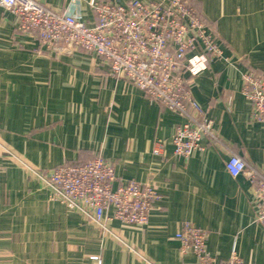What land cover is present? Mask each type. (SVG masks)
I'll return each instance as SVG.
<instances>
[{
    "label": "crops",
    "instance_id": "1",
    "mask_svg": "<svg viewBox=\"0 0 264 264\" xmlns=\"http://www.w3.org/2000/svg\"><path fill=\"white\" fill-rule=\"evenodd\" d=\"M36 1L94 21L90 0ZM187 1L222 57L209 60L199 49L186 55L197 69L185 75L192 96L218 137L203 138L186 160L171 144L181 116L110 76L93 53L46 50L0 7V264H94L91 257L101 264H196L175 238L184 222L207 232L206 250L217 262L235 251L246 264H264L251 183V175L264 179V123L251 120L242 94L246 72L264 78V0ZM231 155L245 163L236 178L224 166ZM97 156L114 165V188L134 180L161 196L145 226L108 220L111 236L53 200L21 165L47 174Z\"/></svg>",
    "mask_w": 264,
    "mask_h": 264
},
{
    "label": "built area",
    "instance_id": "2",
    "mask_svg": "<svg viewBox=\"0 0 264 264\" xmlns=\"http://www.w3.org/2000/svg\"><path fill=\"white\" fill-rule=\"evenodd\" d=\"M88 5L94 14L91 24L36 0H0V7L14 15L17 29L35 37L46 50L93 53L105 62L110 76L131 83L151 101L181 116L184 122L171 139L176 158L186 160L201 150L203 138L217 142L213 121L204 117L185 77L197 71L191 61H186L189 52L199 49L209 60L222 57L217 38L195 8L187 0H90ZM242 94L250 103L251 120L264 123V78L246 72ZM4 152L11 155L6 149ZM21 165L50 189L53 200L111 236L106 221L143 227L153 205L161 199L153 186L134 180L114 188V165L101 156L83 164H61L47 174ZM224 166L232 178L245 170L244 161L236 155H231ZM251 183L254 221L264 225V179L251 175ZM175 238L181 253L192 254L196 264H246L235 251L217 262L206 250L207 232L189 222L182 224ZM91 260L101 264L99 257Z\"/></svg>",
    "mask_w": 264,
    "mask_h": 264
}]
</instances>
